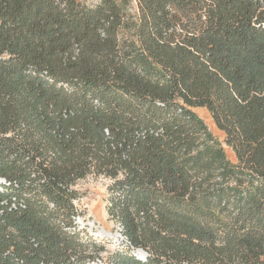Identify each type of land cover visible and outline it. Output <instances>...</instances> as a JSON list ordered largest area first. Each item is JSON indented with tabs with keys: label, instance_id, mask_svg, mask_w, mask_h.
Here are the masks:
<instances>
[{
	"label": "trees",
	"instance_id": "obj_1",
	"mask_svg": "<svg viewBox=\"0 0 264 264\" xmlns=\"http://www.w3.org/2000/svg\"><path fill=\"white\" fill-rule=\"evenodd\" d=\"M131 1L0 0V264L100 259L89 176L112 181L110 264H264V0Z\"/></svg>",
	"mask_w": 264,
	"mask_h": 264
},
{
	"label": "rangeland",
	"instance_id": "obj_2",
	"mask_svg": "<svg viewBox=\"0 0 264 264\" xmlns=\"http://www.w3.org/2000/svg\"><path fill=\"white\" fill-rule=\"evenodd\" d=\"M80 1L90 7H97L102 2V0ZM126 14L129 20L134 22L138 20L139 10L135 1L132 0L127 6ZM122 36H129V32L124 31ZM194 111L205 122L213 136L223 145L228 159L235 163V154L225 144V134L218 130L211 114L204 108H197ZM111 183V180L103 177L89 176L80 180L75 187L80 194L79 200L75 203L78 215L75 219L76 232L84 241L94 242L105 248L100 259L92 264H110L111 255L119 249H127V244L119 235L116 224L111 221L107 212L109 205L108 187ZM131 252L141 259L146 258L142 251L133 250Z\"/></svg>",
	"mask_w": 264,
	"mask_h": 264
}]
</instances>
